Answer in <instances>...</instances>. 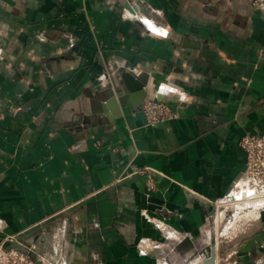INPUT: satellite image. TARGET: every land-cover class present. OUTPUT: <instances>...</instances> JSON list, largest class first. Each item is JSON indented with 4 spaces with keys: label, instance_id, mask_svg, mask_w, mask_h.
<instances>
[{
    "label": "crops",
    "instance_id": "0c3cea01",
    "mask_svg": "<svg viewBox=\"0 0 264 264\" xmlns=\"http://www.w3.org/2000/svg\"><path fill=\"white\" fill-rule=\"evenodd\" d=\"M255 1L0 0L2 235L49 224L42 264H167L165 242L195 241L244 173L240 139L264 137ZM122 69L177 117L109 108Z\"/></svg>",
    "mask_w": 264,
    "mask_h": 264
},
{
    "label": "rangeland",
    "instance_id": "374dc122",
    "mask_svg": "<svg viewBox=\"0 0 264 264\" xmlns=\"http://www.w3.org/2000/svg\"><path fill=\"white\" fill-rule=\"evenodd\" d=\"M257 5L260 4L258 3ZM228 203L230 204L228 199L223 201V207L221 206L217 215L205 223L195 241L178 243L168 240L165 242L166 246L157 249V257L159 259L162 258L167 264H193V260L194 258L197 259L199 252L206 249L205 247L210 245L211 240L214 239L215 241L216 239L218 247L216 242L215 247H217L219 264H264V242L260 241L261 239L258 241L254 240V237L261 235L263 230L260 222L261 217L255 222L253 220H241V212L246 213V211L241 209L244 210V207L249 205V203L247 205L243 201L241 202L242 204L236 201L233 202L234 205H229ZM258 216L259 214L250 218H257ZM233 217L234 219L236 218L235 220L240 219L235 229L230 228L231 225H229L231 223L230 219ZM227 226L229 227L227 228ZM258 237L260 238L261 236ZM249 241H253V243H250L251 247L247 249L245 246ZM242 246H244V249L241 248ZM201 262L202 255L201 260L199 259L195 264H201Z\"/></svg>",
    "mask_w": 264,
    "mask_h": 264
},
{
    "label": "built area",
    "instance_id": "2783aa9c",
    "mask_svg": "<svg viewBox=\"0 0 264 264\" xmlns=\"http://www.w3.org/2000/svg\"><path fill=\"white\" fill-rule=\"evenodd\" d=\"M258 2L259 0L255 1V4H258ZM141 111L144 116L145 126L150 127L171 121L177 117L176 113L168 105L153 101L152 99L151 101H145L143 103ZM239 147L246 157L245 169L242 177L235 183L227 199L229 200L233 193H240L241 191L249 192L250 197L247 202L249 205H247V208L244 211L247 212L249 206H253L260 215L264 212V137L243 136L239 141ZM149 188H153L151 178L149 179ZM254 200L262 201L263 204H258V201L254 203ZM231 204L232 203L230 202L229 205ZM222 205L224 204H214V216L217 215L218 210ZM243 214L244 213L241 215V220L245 221L253 220L255 222L261 217L260 215L258 218L251 219L247 217V219H244ZM150 220L151 219L148 221ZM2 234L3 233L0 231V264H35L37 261H41V259L37 258L36 252L31 249H27L25 253L13 249L5 252V245L14 243L18 237L5 236Z\"/></svg>",
    "mask_w": 264,
    "mask_h": 264
},
{
    "label": "water",
    "instance_id": "95a60500",
    "mask_svg": "<svg viewBox=\"0 0 264 264\" xmlns=\"http://www.w3.org/2000/svg\"><path fill=\"white\" fill-rule=\"evenodd\" d=\"M121 86V87H120ZM151 85L148 84V77L145 73L137 74L135 72L122 69L117 82L113 84V89L110 88L106 91L107 106L111 109H115L117 105H128L129 107L136 108L141 105L145 99L149 98L151 94ZM114 89L116 92H114ZM122 91L125 94H122ZM153 101L160 100L159 95L152 97ZM208 209V220H211L214 216V209L210 206ZM53 237V231L50 229V225L46 224L40 228H37L21 237H18L14 243L6 244L4 251L17 250L25 253L27 249H31L34 252H38L39 246L46 243ZM204 253H208L204 256ZM202 255L201 264H217V247H215V241H210V246L203 249L199 256ZM35 264H42L41 261H37Z\"/></svg>",
    "mask_w": 264,
    "mask_h": 264
},
{
    "label": "bare ground",
    "instance_id": "6f19581e",
    "mask_svg": "<svg viewBox=\"0 0 264 264\" xmlns=\"http://www.w3.org/2000/svg\"><path fill=\"white\" fill-rule=\"evenodd\" d=\"M249 195V192H244V191H241L240 193H233L231 196H230V199L228 200L229 202H231L232 204H233V202H244V204H246L247 205V202L249 201L248 200V198L250 197V195ZM259 202L258 204H263V202L262 201H259V200H254V203L255 202ZM242 204V203H241ZM257 204V205H258ZM236 205V204H235ZM254 205V204H253ZM239 206V205H238ZM259 206V205H258ZM247 208V206L246 207H244V210ZM252 208V209H251ZM242 211H244L243 209H241ZM238 211V210H237ZM257 213V210H256V208L255 207H253V206H249V210L246 212V213H244V212H242V213H244L243 214V216H244V218H247V216L250 218V217H255L256 215H258L259 213ZM236 215V214H235ZM261 215V214H260ZM235 217V216H234ZM234 217L232 218V219H230V224L229 225H231V227L230 228H236V224L237 223H239V221H240V219H237V220H235L234 219ZM240 218H241V216H240ZM258 218V217H257ZM229 226H227V228H228Z\"/></svg>",
    "mask_w": 264,
    "mask_h": 264
},
{
    "label": "flooded vegetation",
    "instance_id": "af4514ba",
    "mask_svg": "<svg viewBox=\"0 0 264 264\" xmlns=\"http://www.w3.org/2000/svg\"><path fill=\"white\" fill-rule=\"evenodd\" d=\"M210 244V243H209ZM208 247L210 246V245H207ZM206 248V247H205Z\"/></svg>",
    "mask_w": 264,
    "mask_h": 264
}]
</instances>
